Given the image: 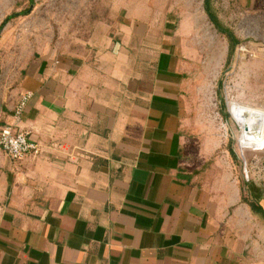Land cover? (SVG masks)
<instances>
[{"label":"crops","instance_id":"0c3cea01","mask_svg":"<svg viewBox=\"0 0 264 264\" xmlns=\"http://www.w3.org/2000/svg\"><path fill=\"white\" fill-rule=\"evenodd\" d=\"M83 60L42 59L22 80L34 97L17 126L40 154L1 149L0 264H264V199L249 189L262 212L241 192L233 216L217 212L186 169L173 47L154 80L120 83L113 61Z\"/></svg>","mask_w":264,"mask_h":264},{"label":"rangeland","instance_id":"374dc122","mask_svg":"<svg viewBox=\"0 0 264 264\" xmlns=\"http://www.w3.org/2000/svg\"><path fill=\"white\" fill-rule=\"evenodd\" d=\"M209 2L240 40L230 63L205 0H0V28L11 17L0 32V129L42 59L77 57L88 67L98 58L105 71L113 61L123 83L154 80L157 58L173 47L184 69L186 169L217 212L232 205L233 216L249 189L264 199V2ZM4 156L0 148V167Z\"/></svg>","mask_w":264,"mask_h":264},{"label":"built area","instance_id":"2783aa9c","mask_svg":"<svg viewBox=\"0 0 264 264\" xmlns=\"http://www.w3.org/2000/svg\"><path fill=\"white\" fill-rule=\"evenodd\" d=\"M34 97L31 91L21 94L14 112V124L3 127L0 130V148L12 159L20 161L28 156L40 154L39 144L31 138V134L18 129L17 123L27 106Z\"/></svg>","mask_w":264,"mask_h":264},{"label":"trees","instance_id":"16d2710c","mask_svg":"<svg viewBox=\"0 0 264 264\" xmlns=\"http://www.w3.org/2000/svg\"><path fill=\"white\" fill-rule=\"evenodd\" d=\"M205 10H206V13L208 14L209 16V19L211 21V23L215 26V28L218 30L219 33L225 35L229 41V52H228V62L230 63L231 60H232V57L234 56L235 54V51H236V48L237 46L240 44V40L237 38V36L234 34L233 31H231L230 29H228L227 27H225L218 19V17L215 15V13H213L212 9H211V6H210V2L209 0H205ZM16 16V15H14ZM13 16V17H14ZM11 19V17L9 18ZM7 19L3 25L1 26L0 28V32H1V29L2 27L4 26V24H6V22L9 20ZM251 195L252 194H249L248 196L246 197H243V200L244 201H247L251 206H252V209L255 210V211H261L262 212V209L261 207L255 202V198H251ZM250 197V198H249ZM253 200V201H252ZM259 207V208H257Z\"/></svg>","mask_w":264,"mask_h":264}]
</instances>
